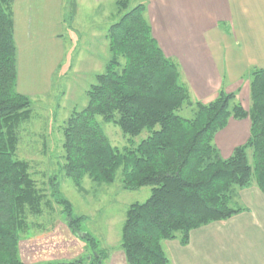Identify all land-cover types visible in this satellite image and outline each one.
Returning a JSON list of instances; mask_svg holds the SVG:
<instances>
[{
  "label": "trees",
  "instance_id": "16d2710c",
  "mask_svg": "<svg viewBox=\"0 0 264 264\" xmlns=\"http://www.w3.org/2000/svg\"><path fill=\"white\" fill-rule=\"evenodd\" d=\"M114 3L123 12L106 30L104 70L89 85L86 105L73 110L62 127L61 169L76 187L85 177L112 183L119 169L124 188L151 186L144 202L126 209L120 248L126 264H170L162 241L178 239L184 245L191 230L243 211L236 203L241 188L255 184L264 195V68L254 67L245 75L247 110L237 92L223 89L207 103L193 101L178 64L152 36L146 0ZM12 5L13 0H0V264H24L20 234L29 227L27 217L43 214L46 203L28 163L15 157L16 129L29 117L31 100L16 88ZM183 107L193 110L191 117L179 114ZM98 117L130 140L144 130L147 135L120 151ZM229 118H249V137L223 158L214 137ZM50 187L68 229L75 236L83 234L90 253L75 261L42 264H102L108 255L80 230L85 216L73 215L55 181L50 180Z\"/></svg>",
  "mask_w": 264,
  "mask_h": 264
},
{
  "label": "crops",
  "instance_id": "0c3cea01",
  "mask_svg": "<svg viewBox=\"0 0 264 264\" xmlns=\"http://www.w3.org/2000/svg\"><path fill=\"white\" fill-rule=\"evenodd\" d=\"M64 1L13 0L16 88L28 97L51 89L48 75L60 65L63 53ZM72 1L71 7L92 2L97 8L115 2ZM145 16L164 55L178 64L193 101L207 103L220 89L237 92L240 99L244 87L249 91L247 71L264 68V0H146ZM38 19L40 23L35 22ZM31 48L48 51L50 57L44 65L34 62L33 69L30 66L33 83L23 87L24 74H28L25 67L29 66L23 62V52ZM38 63L44 71L36 76L31 71L38 69ZM249 130V118H229L214 137L221 156L228 157L244 144ZM236 203L244 210L191 230L186 244L178 239L162 241L169 263L264 264V195L251 184L238 190Z\"/></svg>",
  "mask_w": 264,
  "mask_h": 264
},
{
  "label": "rangeland",
  "instance_id": "374dc122",
  "mask_svg": "<svg viewBox=\"0 0 264 264\" xmlns=\"http://www.w3.org/2000/svg\"><path fill=\"white\" fill-rule=\"evenodd\" d=\"M72 2L64 1L61 31L63 53L60 65L52 75H48L51 89L45 94L29 97V117L16 129L18 142L15 157L28 163V172L46 201L42 205L43 214L27 217L29 227L20 234L19 257L24 264H42L75 261L90 253L86 242L80 238L83 234L75 236L70 232L61 206L51 198L50 180H53L58 185L59 193L71 203L73 215L85 216L80 226L81 232H87L97 241V251H104L108 255L102 264H126L120 248L125 211L132 203L144 202L150 196L151 186L124 188L119 169L112 183H97L85 177L81 185L76 187L61 169L62 127L73 110H80L86 105V91L94 83L95 75L104 70L109 57L106 30L123 11L114 2L102 4L99 8L92 2L80 6L75 3L71 7ZM135 2L132 1L131 6ZM69 14L72 16L69 17ZM40 21L38 19L35 22ZM23 55V62L29 66L25 67L28 74H24L22 86L29 87L33 83L30 66L32 68L34 62L44 65L50 53L31 48L23 52ZM39 63L38 69L31 71L36 76L44 71ZM248 94L247 87H244L240 99L237 95L246 110L250 103ZM192 111L183 107L179 114L191 117ZM97 120L111 145L120 151L129 144L138 143L147 135L144 130L130 140L115 124L104 123L100 117Z\"/></svg>",
  "mask_w": 264,
  "mask_h": 264
}]
</instances>
